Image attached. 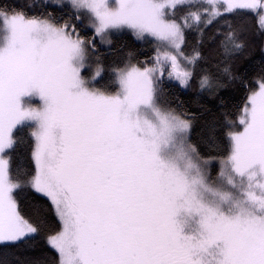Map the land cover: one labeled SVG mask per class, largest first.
I'll return each instance as SVG.
<instances>
[{
	"label": "snow or ice",
	"instance_id": "snow-or-ice-1",
	"mask_svg": "<svg viewBox=\"0 0 264 264\" xmlns=\"http://www.w3.org/2000/svg\"><path fill=\"white\" fill-rule=\"evenodd\" d=\"M36 7L0 0V264H264V0ZM121 33L152 54L98 86L96 40ZM229 86L241 97L221 100L205 152L168 94L203 107Z\"/></svg>",
	"mask_w": 264,
	"mask_h": 264
},
{
	"label": "trees",
	"instance_id": "trees-1",
	"mask_svg": "<svg viewBox=\"0 0 264 264\" xmlns=\"http://www.w3.org/2000/svg\"><path fill=\"white\" fill-rule=\"evenodd\" d=\"M17 4H27L29 0H14ZM36 4L35 9H29V11H39V5L43 3V0H31ZM97 51L93 54V61L99 63L104 72L102 78L98 80V86H104L112 78L111 69L114 66L122 65L129 59V53H132L133 59L143 60L152 54L151 46L143 45L139 42H135L133 37L128 34H122L112 39V43L108 48H101L96 40ZM95 57H99L97 61ZM259 53L254 55L248 60H243L239 63L236 69L239 73L251 75L259 68ZM110 90H112L110 88ZM169 98L174 106H179V101L175 97H179L180 101H183L184 106L191 113L196 114L195 123L191 131V139L194 144H198L203 151H207L203 144V140L207 137L208 125L211 124L213 119L217 117L222 111L221 100L225 102L226 107L234 105L241 97V92L238 87L229 86L222 89L216 99H209L206 95H201L199 98V104L203 107L196 105L195 92L181 90L178 87H173L169 92ZM21 142L17 146L15 153L13 154V165L17 168H26L31 164L30 159V136L28 129H24L20 132ZM40 249L36 252H20L17 253L21 258L29 255H39Z\"/></svg>",
	"mask_w": 264,
	"mask_h": 264
},
{
	"label": "rangeland",
	"instance_id": "rangeland-1",
	"mask_svg": "<svg viewBox=\"0 0 264 264\" xmlns=\"http://www.w3.org/2000/svg\"><path fill=\"white\" fill-rule=\"evenodd\" d=\"M122 34H125V33H121V34H113L112 35V37H111V39H113L114 37H116V36H119V35H122ZM97 41H98V43H99V46L101 47V48H108V47H110V45L111 44H105V43H100V41H99V39H97ZM93 62V65H95V64H97V62L95 61H92ZM98 82V81H97ZM34 103H39V101H33ZM187 231V230H186Z\"/></svg>",
	"mask_w": 264,
	"mask_h": 264
}]
</instances>
